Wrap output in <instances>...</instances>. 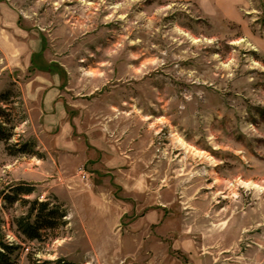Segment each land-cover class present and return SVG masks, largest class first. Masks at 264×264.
<instances>
[{"label": "rangeland", "instance_id": "rangeland-1", "mask_svg": "<svg viewBox=\"0 0 264 264\" xmlns=\"http://www.w3.org/2000/svg\"><path fill=\"white\" fill-rule=\"evenodd\" d=\"M0 109L16 264H264V0H0Z\"/></svg>", "mask_w": 264, "mask_h": 264}, {"label": "trees", "instance_id": "trees-1", "mask_svg": "<svg viewBox=\"0 0 264 264\" xmlns=\"http://www.w3.org/2000/svg\"><path fill=\"white\" fill-rule=\"evenodd\" d=\"M0 117H4V112L0 109ZM12 137L11 132L2 125L0 121V141L7 142ZM27 145L19 149L20 152H27ZM11 150V149H10ZM12 151V150H11ZM7 193L3 191L0 193V201L13 205L14 203L22 202L30 204L29 211L26 215L16 218L13 223L16 224L17 230L24 238L34 241H43L44 236H49V231H54L62 226L64 218L67 216L66 212L62 210L60 205H51L49 201L35 200L30 202L23 198V196L30 195L33 191L31 187L18 186L9 189ZM4 221L1 217L0 207V264H16L17 252L21 245H15L5 240L2 234V226ZM44 264H61L58 262L46 261ZM65 264V263H64Z\"/></svg>", "mask_w": 264, "mask_h": 264}, {"label": "crops", "instance_id": "crops-1", "mask_svg": "<svg viewBox=\"0 0 264 264\" xmlns=\"http://www.w3.org/2000/svg\"><path fill=\"white\" fill-rule=\"evenodd\" d=\"M169 1H175V0H169Z\"/></svg>", "mask_w": 264, "mask_h": 264}]
</instances>
